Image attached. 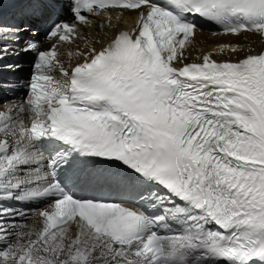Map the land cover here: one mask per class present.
<instances>
[{
    "label": "snow or ice",
    "instance_id": "1",
    "mask_svg": "<svg viewBox=\"0 0 264 264\" xmlns=\"http://www.w3.org/2000/svg\"><path fill=\"white\" fill-rule=\"evenodd\" d=\"M0 264H264V0H0Z\"/></svg>",
    "mask_w": 264,
    "mask_h": 264
},
{
    "label": "bare ground",
    "instance_id": "2",
    "mask_svg": "<svg viewBox=\"0 0 264 264\" xmlns=\"http://www.w3.org/2000/svg\"><path fill=\"white\" fill-rule=\"evenodd\" d=\"M93 19L100 21L103 19V17H95ZM133 20H134V17H130V16L126 15L123 18H121V20L119 21V25L121 27H123L125 21L133 22ZM112 22L116 23L114 18H113ZM91 34L95 35V31H93ZM195 41L196 42L188 48V52L192 57H195L197 54H200L202 52L214 51L217 42L232 41V42H237V43L243 44L246 47L251 45V46L255 47L257 50H260V48H261V44H260V42L256 36H251L248 39H245L244 37H240L239 40L237 41L236 38H232V37L211 36V35L204 33V32H198L195 35ZM97 47H99V45H97ZM24 57L25 56H21V58H24ZM215 58L219 59L220 57H215ZM233 58H235V57H233Z\"/></svg>",
    "mask_w": 264,
    "mask_h": 264
}]
</instances>
